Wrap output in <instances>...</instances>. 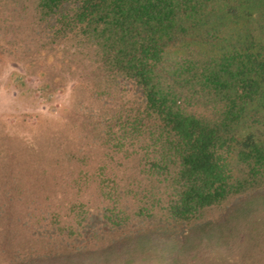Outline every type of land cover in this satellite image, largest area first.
Returning a JSON list of instances; mask_svg holds the SVG:
<instances>
[{
    "label": "trees",
    "instance_id": "1",
    "mask_svg": "<svg viewBox=\"0 0 264 264\" xmlns=\"http://www.w3.org/2000/svg\"><path fill=\"white\" fill-rule=\"evenodd\" d=\"M4 59L71 88L0 133V264H264V0H0Z\"/></svg>",
    "mask_w": 264,
    "mask_h": 264
},
{
    "label": "rangeland",
    "instance_id": "2",
    "mask_svg": "<svg viewBox=\"0 0 264 264\" xmlns=\"http://www.w3.org/2000/svg\"><path fill=\"white\" fill-rule=\"evenodd\" d=\"M14 71L24 73L20 65L2 60L0 133L18 134L32 141V136L46 124L57 125L59 109L68 104L71 86L68 85L65 93H57L52 101H45L38 91L39 81L33 76L25 75L24 87L8 86V77Z\"/></svg>",
    "mask_w": 264,
    "mask_h": 264
}]
</instances>
